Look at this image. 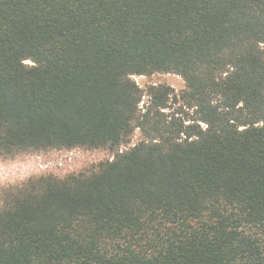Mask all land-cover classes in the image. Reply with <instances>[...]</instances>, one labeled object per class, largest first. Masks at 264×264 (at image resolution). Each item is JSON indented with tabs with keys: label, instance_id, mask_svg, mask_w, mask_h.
<instances>
[{
	"label": "trees",
	"instance_id": "trees-1",
	"mask_svg": "<svg viewBox=\"0 0 264 264\" xmlns=\"http://www.w3.org/2000/svg\"><path fill=\"white\" fill-rule=\"evenodd\" d=\"M80 147L0 188V264H264V0H0V155Z\"/></svg>",
	"mask_w": 264,
	"mask_h": 264
},
{
	"label": "rangeland",
	"instance_id": "rangeland-1",
	"mask_svg": "<svg viewBox=\"0 0 264 264\" xmlns=\"http://www.w3.org/2000/svg\"><path fill=\"white\" fill-rule=\"evenodd\" d=\"M32 64L31 62H27ZM137 85L146 90L152 85H167L180 94L186 89L184 79L176 74H154L152 76H134ZM148 102L143 97L141 107ZM137 131L131 145L142 140ZM115 152L105 148H75L72 150L27 151L12 155H0V188L21 184L32 177L52 175L65 178L70 174L97 168L101 163L112 161Z\"/></svg>",
	"mask_w": 264,
	"mask_h": 264
}]
</instances>
